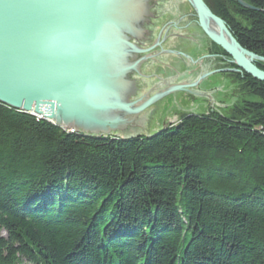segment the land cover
<instances>
[{"label":"trees","instance_id":"1","mask_svg":"<svg viewBox=\"0 0 264 264\" xmlns=\"http://www.w3.org/2000/svg\"><path fill=\"white\" fill-rule=\"evenodd\" d=\"M246 1L215 13L264 57V0ZM243 74L230 115L129 139L0 103V264H264V83Z\"/></svg>","mask_w":264,"mask_h":264},{"label":"water","instance_id":"2","mask_svg":"<svg viewBox=\"0 0 264 264\" xmlns=\"http://www.w3.org/2000/svg\"><path fill=\"white\" fill-rule=\"evenodd\" d=\"M186 1L236 71L264 83V57L241 47L203 0ZM165 2L0 0V103L83 136L152 135L145 130L154 106L177 92L202 94L193 88L213 73L173 83L152 72L179 54L163 48L164 27L155 35Z\"/></svg>","mask_w":264,"mask_h":264},{"label":"rangeland","instance_id":"3","mask_svg":"<svg viewBox=\"0 0 264 264\" xmlns=\"http://www.w3.org/2000/svg\"><path fill=\"white\" fill-rule=\"evenodd\" d=\"M206 2L212 9L215 8L213 0H206ZM177 5H179V8H182L181 10L184 12L194 13L186 0H181ZM230 12L236 19H238L234 7H230ZM196 32L203 35V37H201L203 39V46H201V49L195 51L199 55L200 53H207L212 47H219L217 44L209 41L210 39L203 33L200 27L196 29ZM224 58L226 64H217L216 68H220V70L222 68L225 69L223 71L218 69L220 72L218 71L207 78L205 77L200 87V91L203 92L202 94L193 95L187 92H177L168 95L159 101L153 108L145 132L154 134L161 128L176 125L180 122L183 116L191 112L195 114H204L209 110H213L225 115H230L234 107L241 106L243 101L252 99V96L242 88L241 78L244 74L236 71L237 67L231 62L232 59L229 55ZM211 62L212 60L209 61L210 64H212ZM260 64L263 65L264 63ZM173 65L179 70L180 67L181 69L183 68L182 64L177 60L174 61ZM156 70L157 73L165 79H168L170 75L172 76L171 72L166 68L159 67ZM184 70H186V72H183L182 76L187 77L197 71V66H189V68L187 67ZM226 72L229 73L227 74ZM151 83L152 81L148 82L149 85H151ZM152 85H155V83ZM21 264L30 263L22 261Z\"/></svg>","mask_w":264,"mask_h":264},{"label":"flooded vegetation","instance_id":"4","mask_svg":"<svg viewBox=\"0 0 264 264\" xmlns=\"http://www.w3.org/2000/svg\"><path fill=\"white\" fill-rule=\"evenodd\" d=\"M203 1L216 16L220 17L219 15L215 13L216 12L215 8L212 9L208 5L206 0H203ZM213 1L215 5L216 4L218 5V3L226 5L229 10L231 6L236 4L234 0H213ZM178 2H181V0H176V1L166 0V2L164 3L165 8L163 10V15L161 18H159L156 21V24L158 26L156 28L155 35H157L160 29L164 27L161 37L165 33H167L166 35H170V37H168V39H166V41L163 43V48L167 50H171V51H176L179 54H174V53L166 54L165 56L161 58V61L163 62V64L162 65L157 64L153 66L152 68V72L157 74L158 76H160V74L157 73V70H156L157 68L163 67V68L168 69L171 72L172 76L170 75L167 81L173 82V83L180 82V81H194L199 77V75L202 72H205V73L213 72L212 73L213 75L220 70V68H216V65L220 63L225 65L226 62H225L224 57L228 56L219 47H212L205 54L200 53L199 55L198 53L195 52L197 49H201V46H203V41H202L203 39L201 38L203 37V35L200 33L199 35L198 32H196V29L199 28L198 23H197V17L195 13H190L186 11L184 12L183 10H181L182 8H179V5H177ZM245 2L247 1L245 0ZM173 22H176V24ZM209 41L212 42L211 40ZM176 60L182 64L183 66L182 69L181 67H180V70L175 68L173 63ZM211 60H212L211 62L212 64L209 63V61ZM189 66H193V67L197 66V71L187 77L182 76L183 72H186V70L184 69H186L187 67L189 68ZM224 69L225 68H222L220 71H223ZM151 81L152 83L151 85H149L150 87L153 86L152 84L154 83L156 84L159 82L156 78H153ZM203 81L204 79L201 81V83L198 86L194 87L193 90L195 91L197 89L196 90L197 93L198 92L203 93L200 91L201 89L200 87ZM189 114H195V113L191 112V113H188L187 115Z\"/></svg>","mask_w":264,"mask_h":264},{"label":"built area","instance_id":"5","mask_svg":"<svg viewBox=\"0 0 264 264\" xmlns=\"http://www.w3.org/2000/svg\"><path fill=\"white\" fill-rule=\"evenodd\" d=\"M258 129H263V131H264V124L260 125V126L258 127Z\"/></svg>","mask_w":264,"mask_h":264},{"label":"bare ground","instance_id":"6","mask_svg":"<svg viewBox=\"0 0 264 264\" xmlns=\"http://www.w3.org/2000/svg\"><path fill=\"white\" fill-rule=\"evenodd\" d=\"M258 130H260L263 134H264V131H263V129H258Z\"/></svg>","mask_w":264,"mask_h":264}]
</instances>
